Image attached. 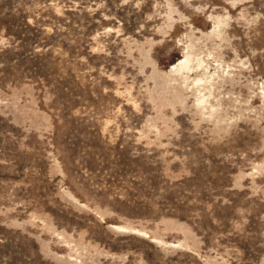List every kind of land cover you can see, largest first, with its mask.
<instances>
[{"label": "rangeland", "instance_id": "obj_1", "mask_svg": "<svg viewBox=\"0 0 264 264\" xmlns=\"http://www.w3.org/2000/svg\"><path fill=\"white\" fill-rule=\"evenodd\" d=\"M0 264H264V0H0Z\"/></svg>", "mask_w": 264, "mask_h": 264}]
</instances>
